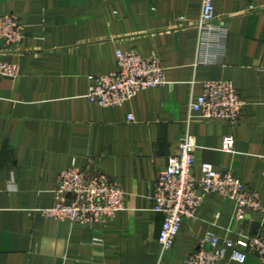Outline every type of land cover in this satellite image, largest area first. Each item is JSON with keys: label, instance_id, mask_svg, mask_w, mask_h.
I'll list each match as a JSON object with an SVG mask.
<instances>
[{"label": "crops", "instance_id": "obj_1", "mask_svg": "<svg viewBox=\"0 0 264 264\" xmlns=\"http://www.w3.org/2000/svg\"><path fill=\"white\" fill-rule=\"evenodd\" d=\"M213 4L228 24L219 65L195 63L201 0H0V15L24 28L17 44L0 39V63L18 71L0 74V264H181L207 232L223 240L264 229V0ZM117 50L159 59L166 84L99 107L85 96L88 77L114 70ZM213 80L233 83L244 101L237 123L193 115L192 100ZM186 133L196 142L192 173L202 163L230 171L262 210L240 220L232 201L206 194L163 252L151 196ZM72 165L116 182L123 209L89 224L45 216ZM228 264L261 262L248 253Z\"/></svg>", "mask_w": 264, "mask_h": 264}, {"label": "built area", "instance_id": "obj_2", "mask_svg": "<svg viewBox=\"0 0 264 264\" xmlns=\"http://www.w3.org/2000/svg\"><path fill=\"white\" fill-rule=\"evenodd\" d=\"M195 63H223L228 24L215 14L213 0H201ZM24 28L12 15H0V39L8 45L21 42ZM116 68L107 73L90 75L86 92L88 101L99 107H119L140 91L166 84L165 70L159 59L127 50H117ZM14 64L0 63V74L15 77ZM244 101L230 81L213 80L202 84V91L190 104L193 115L208 121L235 124L240 120ZM224 149L233 151L232 136L223 138ZM196 142L192 135H182L176 152L158 172L151 196L152 209L163 217L158 242L163 252L169 250L182 222L196 215L204 195L214 194L232 201L240 220L261 211L259 194L249 189L230 171L217 170L210 163L199 166V176L192 173ZM54 203L42 213L61 221L89 224L102 222L123 209L124 193L118 184L102 173L88 174L72 165L59 172L53 189ZM230 251L227 255L226 252ZM264 264V229L237 239L221 240L212 232L203 237L202 246L181 264L243 263L247 254ZM156 264H164L159 260Z\"/></svg>", "mask_w": 264, "mask_h": 264}, {"label": "water", "instance_id": "obj_3", "mask_svg": "<svg viewBox=\"0 0 264 264\" xmlns=\"http://www.w3.org/2000/svg\"><path fill=\"white\" fill-rule=\"evenodd\" d=\"M252 234H254V233H252Z\"/></svg>", "mask_w": 264, "mask_h": 264}]
</instances>
